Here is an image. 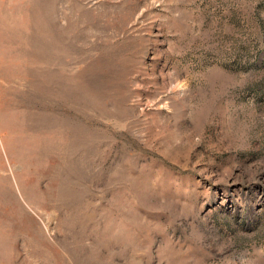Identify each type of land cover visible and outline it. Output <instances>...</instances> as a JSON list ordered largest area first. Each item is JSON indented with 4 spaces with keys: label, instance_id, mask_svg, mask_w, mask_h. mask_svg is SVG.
<instances>
[{
    "label": "rangeland",
    "instance_id": "1",
    "mask_svg": "<svg viewBox=\"0 0 264 264\" xmlns=\"http://www.w3.org/2000/svg\"><path fill=\"white\" fill-rule=\"evenodd\" d=\"M1 8L0 264H264V0Z\"/></svg>",
    "mask_w": 264,
    "mask_h": 264
},
{
    "label": "bare ground",
    "instance_id": "2",
    "mask_svg": "<svg viewBox=\"0 0 264 264\" xmlns=\"http://www.w3.org/2000/svg\"><path fill=\"white\" fill-rule=\"evenodd\" d=\"M36 10L38 11L35 4H31L29 8L25 10V22L28 24L29 28L32 29V34H36V32L39 30L40 33L44 30V23L42 18H36ZM42 15V12L41 14ZM9 14L6 13L2 8L0 9V21L6 22L8 19ZM8 23H5L2 26L1 30V36L3 39L7 41H15L18 36V27L15 25H7ZM10 51V50H9ZM8 51V52H9ZM7 52V53H8ZM9 65H7L8 68ZM28 67V66H27Z\"/></svg>",
    "mask_w": 264,
    "mask_h": 264
}]
</instances>
